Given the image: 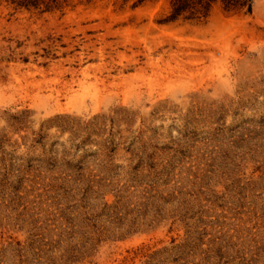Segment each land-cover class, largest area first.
Masks as SVG:
<instances>
[{"label": "rangeland", "instance_id": "374dc122", "mask_svg": "<svg viewBox=\"0 0 264 264\" xmlns=\"http://www.w3.org/2000/svg\"><path fill=\"white\" fill-rule=\"evenodd\" d=\"M0 0V264H264V0Z\"/></svg>", "mask_w": 264, "mask_h": 264}, {"label": "trees", "instance_id": "16d2710c", "mask_svg": "<svg viewBox=\"0 0 264 264\" xmlns=\"http://www.w3.org/2000/svg\"><path fill=\"white\" fill-rule=\"evenodd\" d=\"M174 1V12L169 20H176L180 15L185 12L190 13V17L196 15L205 16L209 9L210 3L213 0H173ZM247 1V0H245ZM234 0L226 1L228 7L234 5Z\"/></svg>", "mask_w": 264, "mask_h": 264}]
</instances>
